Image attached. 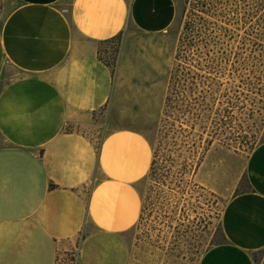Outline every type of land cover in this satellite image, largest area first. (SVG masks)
<instances>
[{"label":"crops","instance_id":"crops-1","mask_svg":"<svg viewBox=\"0 0 264 264\" xmlns=\"http://www.w3.org/2000/svg\"><path fill=\"white\" fill-rule=\"evenodd\" d=\"M178 0H7L0 20V264H131L154 160ZM122 36L115 75L100 61ZM224 241L198 264H264V141ZM53 186V187H52Z\"/></svg>","mask_w":264,"mask_h":264},{"label":"trees","instance_id":"trees-1","mask_svg":"<svg viewBox=\"0 0 264 264\" xmlns=\"http://www.w3.org/2000/svg\"><path fill=\"white\" fill-rule=\"evenodd\" d=\"M121 45L119 35L100 51L113 76ZM263 79L264 0H198L179 38L149 179L165 185L173 163L161 160L167 139L168 147L193 157L181 165V183L183 171L194 174L205 152L230 128L236 110L244 109L240 100L262 92Z\"/></svg>","mask_w":264,"mask_h":264},{"label":"rangeland","instance_id":"rangeland-1","mask_svg":"<svg viewBox=\"0 0 264 264\" xmlns=\"http://www.w3.org/2000/svg\"><path fill=\"white\" fill-rule=\"evenodd\" d=\"M6 1L0 0V20ZM197 2L178 0L174 28L178 42ZM239 103L244 109L236 110L230 128L220 137L222 141L215 140L194 174L183 171L182 183L178 174L181 165L193 157L184 149L172 148L171 143L168 147V139L165 141L161 160L173 163L165 173V185L152 182L149 177L139 185L144 213L128 234L131 264H198L210 247L222 241L224 208L233 196L248 189L246 162L254 148L264 141V88L259 95H249ZM161 127L162 123L152 138L155 149ZM76 254V249L61 252L58 264H77Z\"/></svg>","mask_w":264,"mask_h":264}]
</instances>
